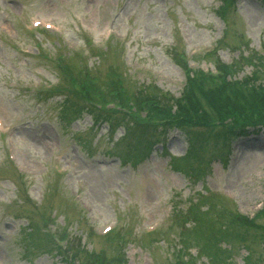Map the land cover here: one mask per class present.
<instances>
[{
	"label": "rangeland",
	"instance_id": "obj_1",
	"mask_svg": "<svg viewBox=\"0 0 264 264\" xmlns=\"http://www.w3.org/2000/svg\"><path fill=\"white\" fill-rule=\"evenodd\" d=\"M262 202L264 0H0V264H264Z\"/></svg>",
	"mask_w": 264,
	"mask_h": 264
},
{
	"label": "trees",
	"instance_id": "obj_2",
	"mask_svg": "<svg viewBox=\"0 0 264 264\" xmlns=\"http://www.w3.org/2000/svg\"><path fill=\"white\" fill-rule=\"evenodd\" d=\"M201 82H203V83H205V81H204V79H206V80H212V78H210V77H207V76H204V75H201V74H198L197 76H196ZM221 83V85H222V88H221V90H220V92L217 94V97H219L220 95L219 94H221V95H223L224 97H228V98H231L232 97V94H229V91H230V87L231 86H233L232 84H234V83H236V82H232V83H230V82H228V81H226V82H220ZM188 90H189V93H190V95H189V97L188 98H186V99H184L183 101H184V104H183V106L185 107V110L186 111H180V112H178L177 114H171L170 116H168L167 118H166V120L170 117V118H173L174 119V121L175 122H179V121H182V120H190L191 118H193L194 120H195V117L199 114V111H197V108L195 109V110H192L193 109V107H194V105H196L197 103H199L200 104V102L196 99V97L194 96V93H195V91H191V89H190V87L188 86ZM79 94H82L81 96H83L84 94L83 93H79ZM88 101H89V103H91V100H97V97H96V99H93V98H91V100L88 98L87 99ZM86 100V101H87ZM143 100H147L149 103H151L149 106H150V108H152L153 110H158V114H164L165 112H166V110H165V108L164 107H160V106H158L157 105V103H153L154 102V99L153 98H151V97H148V98H144V99H140L139 97H135V103L136 104H139V103H141V102H143ZM216 100V99H215ZM103 101V100H102ZM219 101V100H218ZM262 101V100H261ZM123 104H124V102H122ZM210 104H212V103H210ZM209 104V105H210ZM208 105V106H209ZM214 105H216V104H214ZM261 105H262V103H261ZM99 107V106H98ZM124 108L126 107V108H128V105H127V103H126V101H125V104H124V106H123ZM201 108V107H200ZM202 109V108H201ZM107 111V110H106ZM125 112V111H124ZM127 113V112H126ZM201 114H203V112H200V115ZM164 117V116H163ZM159 118H161V117H159ZM121 119V118H120ZM164 120V118H162V120L161 121H163ZM214 120H216V119H214ZM208 122H210L211 124H214V123H212V119L210 120V121H208ZM218 122V120H216V123ZM126 123V122H125ZM136 123V122H135ZM130 125H133L134 126V124H130ZM141 127H145V126H141ZM149 127V126H148ZM209 127H211V126H209ZM222 131L221 132H218L217 134H214V135H217V137L218 138H220V139H225V140H230L231 139V137L232 136H234L236 133H239L240 131H233L234 130V128H232V129H229V128H227V129H222V128H220ZM228 130L229 131H232V132H228ZM191 135H194V136H196V134H194L193 132H192V134ZM195 139V138H194ZM189 142H191V140H192V137H190L189 139ZM233 218L234 219H236L237 221H239V222H242V223H247V222H249V223H253V219L254 218H256V217H264V209H262L261 211H259L253 218H250V219H248L246 216H242V215H239V214H237L236 212H234L233 213ZM61 250L60 249H58V253L60 252ZM68 255H71V254H68ZM92 258H97V257H92Z\"/></svg>",
	"mask_w": 264,
	"mask_h": 264
}]
</instances>
